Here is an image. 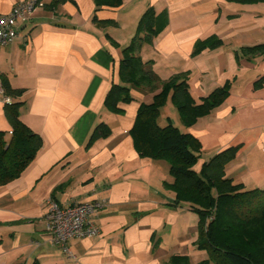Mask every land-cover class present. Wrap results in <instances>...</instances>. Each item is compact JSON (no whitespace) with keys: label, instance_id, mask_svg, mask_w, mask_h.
<instances>
[{"label":"crops","instance_id":"crops-1","mask_svg":"<svg viewBox=\"0 0 264 264\" xmlns=\"http://www.w3.org/2000/svg\"><path fill=\"white\" fill-rule=\"evenodd\" d=\"M26 0H0V15ZM17 38L0 48V81L23 90L6 98L0 93V132L10 135L4 115L7 99L20 102V120L42 139L32 165L0 187V264H165L185 255L195 264L206 258L197 251L198 216L178 204L166 185L173 179L163 161L134 149L130 129L141 102L153 93L130 91L133 101L104 106L117 83L121 49L131 42L146 9L161 14L162 31L141 59L166 80L186 73L196 103L229 83L223 102L181 132L199 144L194 170L217 153L237 148L225 176L245 190L264 189V52L244 56L243 47L264 44V4L240 5L226 0H121L118 7L94 0H39ZM112 20L116 26L93 22ZM218 40L214 48L192 55L200 42ZM116 43L117 46H114ZM169 99L158 123L170 120ZM175 109V108H174ZM176 110V109H175ZM98 123L107 138L85 145ZM92 200L103 206L92 217L95 237L71 239L73 257L53 245L44 231L47 203ZM195 214L192 224L186 216ZM194 256V260H191Z\"/></svg>","mask_w":264,"mask_h":264},{"label":"trees","instance_id":"trees-1","mask_svg":"<svg viewBox=\"0 0 264 264\" xmlns=\"http://www.w3.org/2000/svg\"><path fill=\"white\" fill-rule=\"evenodd\" d=\"M97 6L118 7L121 0H94ZM240 5L264 4V0H226ZM93 22L100 26H116L112 20ZM165 21L151 8L140 17L135 34L121 49L117 83L106 95L104 106L111 113L121 114L118 104L133 101L130 91L153 93L148 103L141 102L129 134L134 149L142 157L163 161L173 179L166 185L175 193L178 204H186L198 216V234L194 241L197 251L206 258L195 264H264V189L245 190L232 184L225 176V167L235 158L237 148H227L201 166H194L199 159V144L189 133L181 132L169 121L160 125V111L166 102L174 106L185 128L219 106L229 93V83L214 89L199 103L190 95L186 73L162 80L152 69V62H144L140 51L144 44L151 45L162 31ZM117 46L116 43H113ZM218 40H208L195 45L192 55L206 48L218 46ZM244 56L264 52V44L243 47ZM1 82V81H0ZM6 98L21 96L23 90L12 89L1 82ZM20 102H7L4 115L10 125V135L0 132V187L18 179L34 162L42 148V139L19 118ZM109 127L98 123L92 130L85 149L97 139L107 138ZM36 264V263H35ZM165 264H192L188 256H171Z\"/></svg>","mask_w":264,"mask_h":264},{"label":"built area","instance_id":"built-area-1","mask_svg":"<svg viewBox=\"0 0 264 264\" xmlns=\"http://www.w3.org/2000/svg\"><path fill=\"white\" fill-rule=\"evenodd\" d=\"M40 6L42 3L39 0H26L16 4L10 13L0 15V48L17 38V22L25 21ZM0 93L3 94L1 82ZM6 101L9 102V99ZM103 204V201L92 200L60 205L50 199L44 216V231L49 241L58 246L63 253L73 257L68 247L69 240L90 238L99 234V229L92 221V217Z\"/></svg>","mask_w":264,"mask_h":264},{"label":"rangeland","instance_id":"rangeland-1","mask_svg":"<svg viewBox=\"0 0 264 264\" xmlns=\"http://www.w3.org/2000/svg\"><path fill=\"white\" fill-rule=\"evenodd\" d=\"M173 108L172 111L170 112V120L172 122V124H174L175 126H177L178 128H181V123L179 121V115L178 112L174 109V106L172 105ZM194 217L196 218L197 216H195V214H189L186 216V221L187 223L189 222L190 224H192V222L194 221ZM191 260H194V256L191 257Z\"/></svg>","mask_w":264,"mask_h":264}]
</instances>
